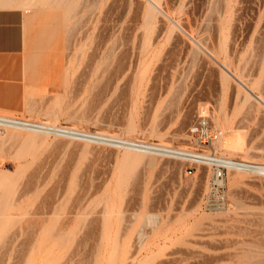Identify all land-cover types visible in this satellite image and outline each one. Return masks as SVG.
Instances as JSON below:
<instances>
[{
	"label": "rangeland",
	"instance_id": "rangeland-1",
	"mask_svg": "<svg viewBox=\"0 0 264 264\" xmlns=\"http://www.w3.org/2000/svg\"><path fill=\"white\" fill-rule=\"evenodd\" d=\"M3 1L23 14V71L0 114L56 128L0 125V264H245L229 255L264 245V178L229 170L226 206L207 207L211 167L194 154L263 163L264 106L184 31L264 100V0ZM201 118L222 131L212 147L190 133Z\"/></svg>",
	"mask_w": 264,
	"mask_h": 264
},
{
	"label": "bare ground",
	"instance_id": "bare-ground-1",
	"mask_svg": "<svg viewBox=\"0 0 264 264\" xmlns=\"http://www.w3.org/2000/svg\"><path fill=\"white\" fill-rule=\"evenodd\" d=\"M147 1V3H148V11L149 12H151V11H158V9L160 10L161 8L158 6V1L157 0H146ZM148 12V13H149ZM163 12V11H162ZM159 13H160V11H159ZM150 14V13H149ZM152 15V14H151ZM160 16H162L163 18H162V20L163 19H170V16L168 15V13H166V12H163V15L161 14ZM158 17V16H157ZM171 20V19H170ZM172 23H173V27H176V26H178V27H180L179 26V24L177 23V22H175V21H173L172 20ZM186 24H188V23H186ZM172 27V26H171ZM188 27V26H187ZM191 28V27H190ZM184 31V30H183ZM190 31H191V29H190ZM186 34H187V36H188V39H190V44L192 45V47L193 48H195L194 50H196V48L198 49V50H196V51H199V50H201L202 52H201V54L203 55V52L205 53V55H207L206 57L208 58V59H210L211 60V63H212V61L215 63V64H217L218 66H219V68H220V70H222L221 72H223V73H225L230 79H232V82H233V80L235 81V83H237V87L239 88H241V91H242V89H243V91H245L244 93H246L245 95L249 98V99H252V100H255V103L257 102H259V104H262L263 106H264V100L260 97V96H258V95H256L254 92H253V88L252 87H250L249 85L247 86L246 84H245V80L243 81V79H241V78H239V77H237V75L235 76L234 75V73H232V72H230V70H228L227 69V64L226 63H221L218 59H217V57L215 56V54H216V52H211V51H213V50H208V49H206L205 47H203L197 40H195V39H193L192 38V34H188V32H186V31H184ZM192 32H193V30H192ZM202 40V39H201ZM200 41V40H199ZM202 43V42H201ZM191 45H189V46H191ZM194 45V46H193ZM108 47V46H107ZM107 47H105V48H107ZM191 47V48H192ZM109 50V49H108ZM194 50H192V51H194ZM105 50H103V52H104ZM137 51H138V49H137ZM142 51V50H141ZM195 51V52H196ZM136 52V51H135ZM147 52V51H146ZM200 52V51H199ZM106 53V52H105ZM138 53V55H140V53L141 52H137ZM215 53V54H214ZM145 54V53H144ZM200 54V53H199ZM204 55V56H205ZM140 57V56H139ZM138 58V57H137ZM207 58H205V59H207ZM140 59V58H139ZM209 60V61H210ZM142 61V60H141ZM208 61V63L209 64H211L210 62ZM136 62H137V59H136ZM242 77V76H241ZM228 78V79H229ZM243 78V77H242ZM227 79V80H228ZM229 79V80H230ZM252 86V85H251ZM252 88V89H251ZM242 91V92H243ZM249 102V101H248ZM251 103L252 102H254V101H250ZM198 105V104H197ZM200 105V104H199ZM198 105V106H199ZM203 105V104H202ZM251 105V104H250ZM206 106V105H205ZM264 109V108H263ZM199 113H200V115H202V113L203 114H205V108L204 107H202L201 106V109H200V111H199ZM199 115V114H198ZM199 117V116H198ZM216 119V118H215ZM16 122H21V123H27V124H32V125H24V124H21V123H16ZM220 122V121H219ZM0 125H3L4 127L6 126V127H9V129H10V127H13V129H11V131H10V135H12V136H19L20 134H23V132H22V130H21V132L22 133H20V130H18L19 128H26L25 130H27V129H31L32 131L33 130H38V131H44V130H47V129H50V128H56V126L55 127H47L45 124H43V123H36V122H31V121H26V120H21V119H18V118H16V117H13V116H8V115H3V114H0ZM220 125V124H219ZM5 127V128H6ZM24 129H23V131H24ZM59 129L60 130H63V129H61L60 127H59ZM72 130V129H71ZM38 131H37V133H38ZM63 131H66V132H68V133H71L70 131H68V130H63ZM26 131H24V133H25ZM241 132V131H240ZM30 133V132H29ZM32 133V132H31ZM33 133H35V135H37L36 134V132H33ZM220 134H222V131H220ZM25 135V134H24ZM175 135V134H174ZM23 136V135H22ZM22 136L21 137H19V138H22ZM94 136H99V134L98 135H94ZM103 136V135H102ZM183 136V135H182ZM181 135L179 136L180 138L182 137ZM82 137V136H81ZM107 137V136H106ZM177 137V136H176ZM176 137H174V138H176ZM107 138H110L111 140H114V139H116L117 137H114V136H108ZM171 138H173V136L171 137ZM173 138V139H174ZM182 138H184V137H182ZM224 138V137H223ZM92 139V138H91ZM122 141H124V142H129V143H131V141H129V140H122ZM220 141V140H219ZM241 143H242V140H241V138H240V136L239 135H237V136H234V137H231V138H227V139H223L221 142H220V144H219V146H220V148L222 149V150H225V151H227V152H234L235 151V149H237V148H239L240 147V145H241ZM129 145V144H128ZM164 145H166V143H164ZM168 145V144H167ZM125 147H126V145H124ZM132 146V145H131ZM130 146V147H131ZM147 146V145H146ZM148 146H151V147H160L161 146V148H166L167 150H173L174 151V153H177V154H179V155H181V156H185L186 154H189V151H187L185 148H182V149H170V147H166V146H162V144L161 145H148ZM245 147V146H244ZM246 148V147H245ZM252 148V147H251ZM259 148V147H258ZM130 149V148H129ZM241 149V148H240ZM253 149V148H252ZM257 149V148H256ZM260 149V151H258V152H260V154L259 153H257V154H259V155H262L261 154V148H259ZM245 150V149H244ZM248 150V149H247ZM255 150V149H254ZM129 151V150H128ZM133 151V150H132ZM132 151H130V152H132ZM135 152H136V150H135ZM249 152V151H248ZM251 152V151H250ZM250 152H249V154H250ZM255 152H257V151H255ZM137 153V152H136ZM138 153H140V152H138ZM192 153V152H191ZM194 153V152H193ZM244 153V152H243ZM252 154L254 153V152H251ZM263 153V152H262ZM132 154H133V152H132ZM256 154V153H255ZM134 155V154H133ZM247 155V154H246ZM258 155V156H259ZM200 156V154L198 155V154H194V158H196V159H199L198 157ZM254 156V155H253ZM260 157V156H259ZM130 158V157H129ZM189 158V157H188ZM229 159V158H228ZM199 161V160H198ZM227 161H230V159L229 160H227ZM200 162V161H199ZM148 163H150V164H153L154 163V159L152 160V157H150V160H149V162ZM4 171H6V170H4ZM235 171L236 172H234V173H232L233 174V176H232V178H233V180L234 181H236L237 180V175L239 174V172H242L243 170H237V169H235ZM243 180H245V179H243ZM102 217V216H101ZM69 218V217H68ZM99 219H101V218H99ZM101 220H103V219H101ZM210 220H212V219H210ZM105 221V220H104ZM104 221H103V223H104ZM100 222V221H99ZM101 223H102V221H101ZM98 227L100 228L101 226H100V223H98ZM103 226H104V224H103ZM215 226H217V225H215ZM214 226V227H215ZM63 227H65V226H63ZM212 227V226H211ZM214 227H212V228H214ZM60 228V227H59ZM207 228V227H206ZM216 228V227H215ZM219 228V227H218ZM65 229H66V227H65ZM105 229V228H104ZM205 229V228H204ZM203 229V230H204ZM208 229H210V227H208ZM207 229V230H208ZM64 230V228L62 229V231ZM99 230H101V229H99ZM56 231V230H55ZM101 231H103V230H101ZM100 231V232H101ZM206 231V230H205ZM210 231H211V229H210ZM57 232V231H56ZM62 233V232H61ZM192 233V232H191ZM195 233V232H194ZM201 233H202V235H203V233L205 234V232H202L201 231ZM201 233H197V234H195V235H200ZM208 233H211V232H208ZM207 233V234H208ZM213 233V232H212ZM58 234V233H57ZM101 234V233H100ZM59 235H60V232H59ZM103 235V234H102ZM210 235V234H209ZM204 236H206V235H204ZM208 236V235H207ZM206 236V237H207ZM205 237V238H206ZM210 237V236H209ZM54 238V237H53ZM117 238V237H116ZM257 241V240H256ZM252 242H253V240H252ZM257 242H260V241H257ZM99 243H100V240H99ZM249 243V242H248ZM255 243V242H254ZM254 243L252 244L251 242H250V244L249 245H245L244 243H242V245L244 246V247H239V249H241V251L240 252H238V253H236V251H235V253L233 252L234 250H236V248L232 251V254H230L229 255V257H234V256H232L233 254L234 255H236L235 256V259H238L239 261H240V259H242L240 262H242V261H244V262H246V263H248V261L249 260H254V258L257 256V255H259V254H261L262 255V259L261 260H254V263L255 264H258V262L260 263L261 262V264H264V245H262L261 243H258L257 245L255 244L254 245ZM118 244V246H119V243H117ZM262 246H261V245ZM102 245V244H101ZM121 245V244H120ZM132 245V244H131ZM241 245V244H240ZM239 245V246H240ZM99 246V245H98ZM128 246H130V245H128ZM127 246V247H128ZM222 246V245H221ZM126 247V248H127ZM133 247V246H132ZM136 247V246H135ZM228 247V246H227ZM227 247L226 248H223V249H226V250H229L230 248H232V247H230L229 249H227ZM237 247V246H236ZM254 247H257L258 248V250H256V249H254ZM95 248H96V246H95ZM120 248V247H119ZM134 248V247H133ZM187 248V247H186ZM219 248V247H218ZM221 248V249H222ZM97 249V248H96ZM99 249V248H98ZM185 249V248H184ZM179 250H182L181 249V247H180V249ZM188 250H189V248H188ZM128 251V250H127ZM131 251H132V249L129 251L130 253H131ZM175 251H176V249H175ZM117 252V251H116ZM115 252V253H116ZM124 252V251H123ZM136 252V251H135ZM170 252H172V251H170ZM220 252V251H219ZM218 252V253H219ZM119 253V252H118ZM128 253V252H127ZM187 253H188V251H187ZM203 253V252H202ZM129 254V253H128ZM212 254V253H211ZM203 255V254H202ZM208 255H209V253H208ZM217 255V257H220V256H218V254H216ZM224 255L225 256H227L226 255V253L224 252ZM223 255V256H224ZM115 256H118V255H115ZM213 256V255H212ZM211 256V257H212ZM128 258H129V256H127ZM126 257V258H127ZM204 257H207V256H205L204 255ZM215 257V256H214ZM217 257H215V258H217ZM222 257V256H221ZM228 257V256H227ZM116 258V257H115ZM172 258V257H171ZM213 258V257H212ZM212 258H209V259H212ZM214 258V259H215ZM164 259H166V258H164ZM202 259H203V257H202ZM219 259V258H218ZM222 258H220V260H221ZM256 259V258H255ZM168 260V259H167ZM166 260V261H167ZM204 260H206V259H204ZM219 260V261H220ZM169 261H171V260H169ZM169 261H167V262H169ZM210 261V260H209ZM213 260H211V262H212ZM215 261V260H214ZM213 261V262H214ZM239 261H238V263H239ZM127 261H125V263L124 264H129L128 262H130L129 261V259H128V262L126 263ZM167 262H165V263H167ZM207 262H208V260H207ZM216 262V261H215ZM218 262V261H217ZM223 262V261H222ZM257 262V263H256ZM159 263V262H158ZM158 263H156V264H158ZM169 263H172L173 264V261L172 262H169ZM226 263H227V261H226ZM245 263V264H246ZM253 263V262H252ZM253 263V264H254ZM131 264V263H130ZM219 264H221V263H219ZM222 264H225V262H223ZM228 264V263H227ZM230 264V263H229ZM249 264H251V261H250V263Z\"/></svg>",
	"mask_w": 264,
	"mask_h": 264
},
{
	"label": "crops",
	"instance_id": "crops-1",
	"mask_svg": "<svg viewBox=\"0 0 264 264\" xmlns=\"http://www.w3.org/2000/svg\"><path fill=\"white\" fill-rule=\"evenodd\" d=\"M23 14L0 0V109L17 106L22 91Z\"/></svg>",
	"mask_w": 264,
	"mask_h": 264
},
{
	"label": "built area",
	"instance_id": "built-area-1",
	"mask_svg": "<svg viewBox=\"0 0 264 264\" xmlns=\"http://www.w3.org/2000/svg\"><path fill=\"white\" fill-rule=\"evenodd\" d=\"M21 123V122H16ZM24 125H32L21 123ZM190 133L195 136L196 143L206 147H212L218 140L220 133L212 131L209 127L208 121L201 118L198 122L190 128ZM170 151V150H169ZM170 152H174L171 150ZM200 162L205 163L211 167V179L208 187V194L205 199V205L210 207V201L215 196L219 207L226 206V176L229 170H243L252 175L264 178V162H252L240 159H230L216 156L215 154H202L198 157Z\"/></svg>",
	"mask_w": 264,
	"mask_h": 264
}]
</instances>
